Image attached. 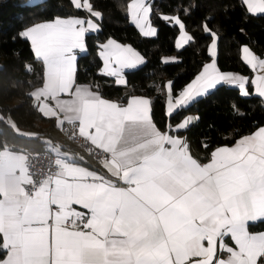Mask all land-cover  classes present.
I'll return each mask as SVG.
<instances>
[{
    "label": "snow or ice",
    "instance_id": "6c2138e0",
    "mask_svg": "<svg viewBox=\"0 0 264 264\" xmlns=\"http://www.w3.org/2000/svg\"><path fill=\"white\" fill-rule=\"evenodd\" d=\"M73 3L90 18H56L21 35L45 65L44 87L53 96L70 97L61 107L64 118L78 123L79 135L103 155L105 171L66 157L45 181L13 185L0 178V264H264V232L249 231L250 222L264 220V126L234 146L211 150L204 163L181 135L198 117L161 129L149 98L132 96L124 104L105 98L98 85H78L77 52L86 51L87 33L100 30L92 18L102 13L89 0ZM241 3L249 14H264V0ZM151 13L147 0L128 5L130 21L145 37L157 35ZM163 18L181 29L178 48L193 39L179 17ZM205 31L213 37L212 61L178 96L168 83V116L221 83L249 95L247 77L218 68L217 34ZM242 53L253 71L264 73V58L248 46ZM98 56V74L116 85L126 84V69L145 63L139 52L112 38L98 45ZM251 84L264 97V74Z\"/></svg>",
    "mask_w": 264,
    "mask_h": 264
},
{
    "label": "trees",
    "instance_id": "16d2710c",
    "mask_svg": "<svg viewBox=\"0 0 264 264\" xmlns=\"http://www.w3.org/2000/svg\"><path fill=\"white\" fill-rule=\"evenodd\" d=\"M33 1L0 0V150L5 147L47 150L51 142L72 150V162L104 172L90 155L67 141L53 117L43 115L37 108L30 92L42 84L43 64L35 57L29 40L21 35L33 24L83 17L87 13L77 9L73 0ZM129 1L89 0L94 9L102 13V18L99 19L100 30L86 34V51L78 53L77 84L94 88L98 85L105 98L120 103L134 95L149 97L154 122L161 129L188 114H196L198 119L181 135L188 139L193 154L202 162L208 160L211 150L230 145L264 124V101L253 93L251 82L247 85V97L242 96L238 88L221 84L171 116L167 115L165 106V82H171L176 96L211 59L212 34L205 31L206 27L218 37L215 57L218 68L250 75L251 69L241 59L239 50L247 45L257 56L264 57V14H249L241 0H150V19L157 35L145 37L129 21L126 9ZM164 16L179 17L193 39L177 48L175 39L180 28L174 19L165 20ZM109 38L131 46L145 59L143 65L125 71L124 85H116L114 78L98 74L101 68L98 45ZM166 58L174 60L166 61ZM202 144L209 148L205 149ZM249 229L263 230L264 220L250 223ZM2 257L0 253V259Z\"/></svg>",
    "mask_w": 264,
    "mask_h": 264
},
{
    "label": "crops",
    "instance_id": "0c3cea01",
    "mask_svg": "<svg viewBox=\"0 0 264 264\" xmlns=\"http://www.w3.org/2000/svg\"><path fill=\"white\" fill-rule=\"evenodd\" d=\"M132 2V0H130L128 3H127V7H126V9H127V14H128V5L130 4ZM147 2L149 3L150 2V0H147ZM87 13V12H86ZM72 17H80V16H71V17H68V18H72ZM80 18H85V19H88V18H90L89 17V14L87 13V15L86 16H83V17H80ZM128 18H129V15H128ZM64 19H66V18H64ZM92 19H94V21L96 22V23H98L99 24V20H96L95 18H92ZM54 20V19H53ZM53 20H48V21H42V22H39V23H44V22H50V21H53ZM129 21H130V18H129ZM131 22V21H130ZM39 23H36V24H39ZM132 23V22H131ZM36 24H33V25H31V26H34V25H36ZM133 24V23H132ZM134 25V24H133ZM31 26H29V27H31ZM100 26V25H99ZM135 26V25H134ZM153 26V25H152ZM29 27H27V28H29ZM136 27V26H135ZM154 27V26H153ZM26 28V29H27ZM26 29H24L23 31H25ZM136 29L138 30V32L140 33V31H139V29L136 27ZM22 31V32H23ZM187 32V31H186ZM141 34V33H140ZM187 34L189 35V33L187 32ZM142 35V34H141ZM182 35V33L179 35V33H178V35H177V37H176V39H175V46L177 47V44L180 42V36ZM113 39V38H112ZM107 41V40H106ZM105 41V42H106ZM30 42V41H29ZM117 42H119V41H117ZM212 42H213V37H212V39H211V43H210V46H209V48L211 47V44H212ZM104 43V42H103ZM119 43H121V42H119ZM216 43H217V41H216ZM123 44V43H122ZM30 45H31V42H30ZM243 46H247V45H242L241 47H240V50H239V54H240V57H241V59H242V55H243V53H242V47ZM251 49V48H250ZM137 51V50H136ZM138 52V51H137ZM33 53H34V51H33ZM78 53L79 52H77V56H78ZM254 53V52H253ZM255 54V53H254ZM35 55V54H34ZM256 55V54H255ZM36 57V56H35ZM37 58V57H36ZM261 58H264V57H261ZM39 59V58H38ZM167 59V58H166ZM165 59V60H166ZM39 60H41V59H39ZM172 60H174V58H171V60H169V59H167L166 61H172ZM243 60V59H242ZM42 61V60H41ZM212 61V57H211V59L209 60V61H207L206 63H210ZM206 63H204L203 64V66L206 64ZM42 64H43V61H42ZM203 66L199 69V71L194 75V77L189 81V82H187V84H185V86L182 88V90L189 84V83H191L194 79H195V77L203 70ZM249 66V65H248ZM101 67H102V61H101ZM249 68H250V66H249ZM251 69V68H250ZM127 70H130V69H126L125 71H127ZM44 72H45V65L43 64V76H44ZM222 72H225V73H233V74H238V75H242V76H244V77H247L248 78V80H249V82H251V80L252 79H254L255 78V76L256 75H258V74H264V73H261L259 70H256V71H253L252 69H251V74L250 75H244V74H241V73H237V72H231V71H222ZM125 73V72H124ZM170 81H166L165 82V91H166V109H167V85H168V83H169ZM221 84H225V83H221ZM221 84H219V85H221ZM78 85H88V84H78ZM225 85H228V84H225ZM218 86V85H217ZM228 86H233V87H236V86H234V85H228ZM253 86V85H252ZM237 88V87H236ZM181 90V91H182ZM180 91V92H181ZM210 91H212V90H210ZM209 91V92H210ZM179 92V93H180ZM253 93H255L256 95H258L256 92H255V89H254V86H253ZM30 95H31V97L33 98V100H34V102H35V104H36V106H37V108L39 109V111L43 114V115H45V116H47V117H53L54 119H55V121H56V124H57V126L58 127H61V125L64 123V122H66V120H65V118H64V113L62 112V110H61V107H62V105H63V102L64 101H67V100H69L70 99V97L69 96H61V97H59V96H53V95H51L50 93H49V91H48V89L47 88H45L44 87V81H42V84L40 85V86H38V87H35V88H33L32 90H31V92H30ZM134 96H143V97H145V98H149V97H147V96H144V95H134ZM174 96V95H173ZM176 96H178V95H176ZM259 96V95H258ZM132 97V96H131ZM175 97V96H174ZM130 98V97H129ZM128 98V99H129ZM262 99H263V101H264V97H261ZM127 99V100H128ZM111 100H113V99H111ZM116 101V100H115ZM119 102V101H118ZM127 103V101H125L124 102V104H126ZM166 113H167V111H166ZM188 117H192V118H197V115L196 114H193V113H191V114H188V115H186L184 118H182L179 122H177V123H175V124H173V126H175V125H177V124H179V123H182L186 118H188ZM196 121V119L193 121V122H195ZM78 124V123H77ZM261 126H264V124L263 125H261ZM261 126H259V127H261ZM79 127V126H78ZM258 129V127L254 130V131H256ZM253 131V132H254ZM252 133V132H251ZM251 133H249V134H251ZM249 134H247V135H249ZM245 136V135H244ZM241 137H243V136H241ZM240 137V138H241ZM240 138H238L237 140H239ZM236 140V141H237ZM235 141V142H236ZM235 142L234 143H232V144H230V145H222V146H229V147H231V146H234V144H235ZM218 147H220V146H218ZM46 149L48 150V151H51L52 153H54V154H57V155H64V150L59 146V145H54L53 143H48L47 144V146H46ZM26 152H27V150H24L23 148H20V149H14V148H11V147H5V148H3L2 150H0V178H3V180H5L6 182H10V183H12L13 185H15L16 183H17V181H29V176H28V174H27V171H26ZM72 162V161H71ZM208 162V160L206 161V162H204V163H207ZM74 163H76L78 166H81V167H85V168H88V167H86L85 165H82V164H80V163H77V162H74ZM99 165L101 166V168L103 169V167H102V163H99ZM89 170H93V169H90V168H88ZM104 170V169H103ZM105 171V170H104ZM25 184L26 183H24L22 186L25 188ZM250 223H253V222H250ZM249 223V224H250ZM249 231L250 232H252V233H262V232H264V229L263 230H257V231H251L250 229H249ZM225 242L229 245V246H232V247H235V245H234V242L230 239V237H226L225 238ZM218 255L221 257V258H227V253H219L218 252ZM1 259H3V257L1 258Z\"/></svg>",
    "mask_w": 264,
    "mask_h": 264
},
{
    "label": "built area",
    "instance_id": "2783aa9c",
    "mask_svg": "<svg viewBox=\"0 0 264 264\" xmlns=\"http://www.w3.org/2000/svg\"><path fill=\"white\" fill-rule=\"evenodd\" d=\"M61 130L64 133L67 141L78 150L90 155L95 161L101 163L103 155L99 154V150L91 145L84 137L79 135L78 124H70L64 122L61 125ZM64 150V155H57L48 150H32L26 152V171L29 176V181L41 182L47 180L55 173L59 172L64 159L70 158V162L74 157L72 150ZM31 185L26 183L25 188L30 189Z\"/></svg>",
    "mask_w": 264,
    "mask_h": 264
},
{
    "label": "rangeland",
    "instance_id": "374dc122",
    "mask_svg": "<svg viewBox=\"0 0 264 264\" xmlns=\"http://www.w3.org/2000/svg\"><path fill=\"white\" fill-rule=\"evenodd\" d=\"M38 0H35V1H33V2H37ZM184 31L186 32V30L184 29ZM182 32H181V29H179V35L181 34ZM185 44H183L182 46H184ZM178 48V47H177ZM179 48H181V47H179ZM169 60H171V58H169Z\"/></svg>",
    "mask_w": 264,
    "mask_h": 264
}]
</instances>
